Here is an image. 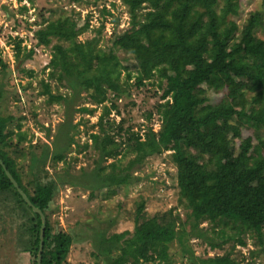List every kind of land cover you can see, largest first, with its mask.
Listing matches in <instances>:
<instances>
[{
	"label": "trees",
	"instance_id": "1",
	"mask_svg": "<svg viewBox=\"0 0 264 264\" xmlns=\"http://www.w3.org/2000/svg\"><path fill=\"white\" fill-rule=\"evenodd\" d=\"M121 1L128 9L129 27L113 35L112 47L107 52L98 48L95 38L79 42L78 36L86 31L88 22L79 25L68 14L55 17L48 13L46 17L40 13L41 22L35 24L39 27L28 36L34 46L28 49L22 45L25 38L18 35L8 38V43H13L19 71L28 76L33 71L26 69L25 63L32 60L34 48L48 47L54 41L47 68L72 91L67 99L53 94L50 86L44 85L43 95H47L49 103L60 102L65 106V118L51 145L45 146L40 155L32 146L26 171L25 165L17 164L24 157L21 147L26 133L20 132L21 125L15 117L4 111L8 94L5 83L0 82V158L33 206L46 218L41 264H67L74 244L71 233L53 229L48 214L61 189H81L91 198L103 192L112 196L116 190L138 181L134 173L148 158L169 149L174 150L173 160L179 166L180 199L190 209L188 235L195 232L202 238L198 231L200 224L209 222L214 227L230 224L261 238L264 232V39L258 32L264 36V11L250 12L240 26L235 18L240 15L241 0ZM261 1L264 8V0ZM145 6L148 8L142 14ZM1 7L3 12L7 11L8 6ZM9 7L17 23L22 18L18 20L15 16L28 12L26 5ZM116 50L133 56L141 79L158 72L166 80L170 100L157 107L160 130L148 128L140 134L124 128L120 122L118 139L100 124L99 130L89 136L91 143L85 142L80 147L75 139L78 124L74 123L73 112L82 93H89L91 100L99 103L107 90L117 96L124 92L119 82L121 64ZM9 69L0 48V72ZM206 89L223 94L221 100L211 103ZM81 111L92 112L87 108ZM243 127L253 130L256 144L252 137L242 136ZM74 147L92 150L95 158L76 169L75 158H69ZM204 154L209 155L206 163ZM48 162H62L63 167L50 175L39 166ZM0 192L12 194L23 206L24 219L29 221L24 252L37 264L41 218L23 200L1 164ZM144 211L142 200L138 202L131 230L111 233L102 229L95 234L92 255L96 261L147 264L157 254L163 264H171L168 242L179 237L172 211L150 218L144 217ZM199 261L200 264H240L228 254Z\"/></svg>",
	"mask_w": 264,
	"mask_h": 264
},
{
	"label": "rangeland",
	"instance_id": "2",
	"mask_svg": "<svg viewBox=\"0 0 264 264\" xmlns=\"http://www.w3.org/2000/svg\"><path fill=\"white\" fill-rule=\"evenodd\" d=\"M8 4L28 7L27 13L15 16L18 20L22 18L19 23L11 17ZM2 5L8 6L6 12H3ZM147 8L142 9V14ZM256 10L264 11L261 0H241V11L235 18L236 22L241 26L249 13ZM40 13L46 17L48 13L55 17L68 14L79 25L87 21L88 28L78 36L79 42L95 38L98 48L106 52L112 47L113 35L128 29L130 20L128 9L121 0H0V48L10 68L8 72H0V82L5 83L8 94L4 111L13 115L21 125L20 132L26 133L21 147L24 148V157L17 160L18 165H25L26 171L28 152L33 150L32 146L40 155L45 146L51 145L52 137L65 118V106L60 102L49 103L47 95H43L44 85H49L53 94L67 99L72 96L70 88L60 83L58 75L52 76L47 68L54 41L48 47L34 48L32 60L25 63V68L33 71L32 76L18 69L20 64L14 58L13 43H8V38L18 35L25 38L22 45L27 49L34 46L28 36L39 27L35 24L41 22ZM258 36L264 39L261 32H258ZM116 54L121 64L119 82L124 92L117 96L107 90L99 103L93 102L89 93H82L78 103L74 104L73 112L74 123L78 124L75 139L80 147L85 142L91 143L89 136L99 130L100 124L118 139L117 126L120 122L124 128H132L140 134L148 128L155 132L160 130L157 107L170 100V95L166 94V80L158 72L151 78L141 79L133 56L122 50H116ZM206 90L211 103L221 100L223 94ZM85 108L92 112L81 111ZM14 132H17L16 127ZM242 136L252 137L253 144L257 143L253 130L247 127H243ZM173 153L174 150L169 149L148 158L134 173L138 181L116 190L112 196L103 192L91 198L88 192L81 189L65 187L60 190L48 214L53 229L67 231L74 238L67 264H103L92 255L95 234L102 229H108L111 233L133 229L138 202L142 200L145 203V218L172 211L177 221L179 237L168 242L171 264H200V259L226 254L240 264H264V232L260 238L254 232H244L230 224L214 227L204 222L198 229L202 238L195 232L193 236L188 235L191 229L190 209L180 199L179 166L173 160ZM203 157L205 163L208 162L209 155L204 154ZM69 158H75L73 163L78 169L90 164L95 154L90 149L74 147ZM39 166L51 175L53 171L60 170L63 163H40ZM23 210L12 194L0 192V264H33V258L24 252L23 242L27 238L29 221L24 219ZM26 213L28 217L31 216L28 211ZM221 229L223 234L220 233ZM212 244L221 246L212 247ZM147 264L163 263L157 254H153Z\"/></svg>",
	"mask_w": 264,
	"mask_h": 264
},
{
	"label": "water",
	"instance_id": "3",
	"mask_svg": "<svg viewBox=\"0 0 264 264\" xmlns=\"http://www.w3.org/2000/svg\"><path fill=\"white\" fill-rule=\"evenodd\" d=\"M0 164L3 167L6 176L11 181V183L13 184V186L16 188V190L18 191V193L21 195V197L23 198V200L26 202V204L29 207H31L32 210L35 213H37L40 216V218H41V222L42 223H41L40 235H39L40 243H39V249H38V253H37V264H41L42 252H43V246H44V234H45V228H46V218H45L44 214L38 208H36L35 206H33V204L28 199L27 195L20 189V187L17 184L16 180L13 178V176L11 175V173L8 171V169L5 167V165L1 161V158H0Z\"/></svg>",
	"mask_w": 264,
	"mask_h": 264
}]
</instances>
